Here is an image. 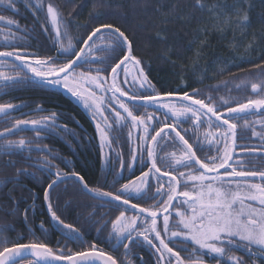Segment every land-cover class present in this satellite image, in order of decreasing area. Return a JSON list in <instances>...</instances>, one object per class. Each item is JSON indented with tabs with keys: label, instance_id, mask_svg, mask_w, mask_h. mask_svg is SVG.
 <instances>
[{
	"label": "snow or ice",
	"instance_id": "6c2138e0",
	"mask_svg": "<svg viewBox=\"0 0 264 264\" xmlns=\"http://www.w3.org/2000/svg\"><path fill=\"white\" fill-rule=\"evenodd\" d=\"M18 2L19 0H0V5L4 6V10L16 11L15 5ZM29 2L30 0H25L26 5ZM236 3L248 4V7H251L248 0H236ZM43 5L44 0H35L33 7L36 11H43ZM100 6H104V0H100ZM194 7L203 10L205 5L201 3V0H195ZM240 11L236 9L237 19L234 23L241 28H246L249 26V16L246 12L241 16ZM49 18L54 31H50L44 25L41 27L49 34L52 47L56 49V55L40 57L37 53L21 50L26 46L30 47L23 44L27 33L17 35L22 31L17 21L0 15V23L9 29L7 32L0 29L5 41L4 46L15 49L0 51V57L14 58V61L18 63H13L12 67L19 69L13 75L0 71V81L3 82L0 88L5 90L4 94H7L8 89L22 85L59 87L66 90L90 111L91 119L100 117L103 126L98 122L95 128L99 133L102 159L108 165H112V154L115 153L120 163V170L113 176L111 184L113 190L106 191L104 184L90 186L85 176L74 169L69 172L59 169L54 163L56 159H59L66 167H71L72 161L60 156L47 145L40 146L35 141L47 138L41 136L42 132L57 136L63 132L71 135L77 142L80 136L66 124L61 125L58 122L62 114L53 112L50 116L39 119L17 120L11 128H5L3 132H0V157H8L0 163L15 170L13 175L0 176V189L9 183L17 185L23 177H31L39 182L41 177L37 173L45 174L47 180L46 187L43 188L44 205L50 221L55 222L56 229L61 231V237L66 242H84L81 229L74 223H65L61 218L63 215L60 204L62 193L57 192V189L66 181L74 180L79 185V192L100 201L97 204L87 205L92 209L88 216L89 220L100 217L93 221L94 223H100L103 217L108 215V213L99 212V209L104 208L106 204H116L117 208L127 206V209L135 210L136 214L129 217L125 211H121L115 219L105 220L97 229L98 233L102 232L104 227L111 223L109 238L106 242L113 251L123 247L124 258L119 261L103 249L98 250L94 242L89 243L88 249L82 251H71L65 243L63 250L57 254V250L49 247L41 239L48 231L42 221L39 225L42 230L41 237H35V231L30 229L34 239L28 243L7 238L0 239V244H11V247L5 246L0 250V264H19L20 261L29 257L27 264H132L127 259L132 247H142L145 244L154 249L156 264H204L205 254L217 258V264H221L222 259L224 264H246L243 257L228 254L233 246L246 249L250 257L264 260V183L251 182L257 177L260 181H264V170L245 171L243 169L246 162L242 159H233L234 149L237 147L251 148V151L242 152V156L255 154L264 156V144L251 146L237 143L238 139H244V137H238L239 125L236 122L242 116L257 113L264 116V64L255 66L259 79L258 82L250 83L251 92L256 98H248L246 102L236 103L234 107L230 106V101L224 97L217 99L208 95L205 98H198L202 93L196 88H193L191 93L182 91L180 86L171 91L156 92L155 86L149 80L144 67L141 66L143 61L134 55V37L130 38L126 35V30H122V26L106 23L102 14H94V18L98 21L97 25L95 27L85 25V27H91L90 32L73 36L69 31L71 21L65 22L59 9L50 2L47 3L46 22ZM232 22L226 21V23ZM12 28L16 31H12ZM84 36L87 38L85 39ZM157 36L162 40L167 39L159 33ZM10 41L13 43L10 44ZM17 44H20L19 48ZM182 48V45H178L177 51ZM62 57L65 58V62L59 63ZM6 63L0 60V65ZM128 63H133L138 71V76L132 77L131 81L127 78ZM78 68L84 70L77 72ZM198 82L202 83L203 78ZM84 84L88 87H82ZM121 84H130L131 87L125 90ZM184 87L188 85L185 84ZM242 87H248V82L235 85L237 90ZM216 90L217 88L213 87V91ZM144 92L155 94L144 95ZM107 93L111 95L107 96ZM125 98L131 102V107ZM113 101L115 105H118L119 110L113 105ZM19 107L10 103L0 104V114H7ZM140 107H153L157 112L163 110L162 117L155 115V112L138 115L136 113ZM38 110L46 111L42 108ZM105 111H108L110 116L105 115ZM168 120L174 123H168ZM181 121H193L191 133L188 129L180 128ZM205 123L218 130L204 134L209 150L213 145L216 146V155H205V158L201 159L197 156V152H203L205 145L197 133L200 126ZM252 123H259L264 129V120L260 119L255 122L245 120L243 127L252 128ZM129 125L142 130V135L136 137L138 144L130 149V159L125 158L113 147L114 143H119L122 129ZM157 125L162 126L157 130ZM23 126H31L36 136L31 139H3L21 130ZM177 128L180 130L177 131ZM209 136L212 139L209 140ZM252 136L264 141V133L257 132L254 128ZM128 137L131 139V131ZM193 137H196L195 150L193 143L189 142ZM170 145L178 147L179 154L173 151L161 156L160 152ZM105 148L109 150L107 154L104 153ZM33 151L47 153V155L33 157L31 155ZM14 157L20 159H14ZM17 163L25 166L16 167ZM137 163L147 167L148 170L142 171L136 181H130L116 188L115 185L123 179V172L126 169L131 170ZM158 164H166L170 170L162 172ZM252 167L255 166L252 165ZM181 168L187 171H179ZM173 172H176V175H173ZM153 177L157 184L154 191ZM103 180L106 184L107 174ZM181 188L183 190H180ZM13 190H10L8 195L13 205H16L18 201L11 195ZM64 191L66 192L67 189L65 188ZM30 196L35 202L37 198L35 193L30 191ZM133 199L154 200L156 203L149 207H142L140 203H131ZM174 201H179V204L177 205ZM71 204V200L65 202L66 207ZM28 211L29 209H26L24 214L26 224L29 222ZM161 216L162 231L166 235L170 233L168 242L158 229ZM141 217H143L142 221ZM170 217L175 219L170 220ZM23 238L21 234L20 239ZM176 239L191 243V248L186 244L181 248L186 256H182L181 251H175L174 247L169 246ZM57 243L59 244L60 241L58 240Z\"/></svg>",
	"mask_w": 264,
	"mask_h": 264
},
{
	"label": "flooded vegetation",
	"instance_id": "af4514ba",
	"mask_svg": "<svg viewBox=\"0 0 264 264\" xmlns=\"http://www.w3.org/2000/svg\"><path fill=\"white\" fill-rule=\"evenodd\" d=\"M15 50V49H13ZM23 50V49H21ZM7 60L6 64L0 65V71L5 72L9 75H13L15 71H19L18 68L14 69L12 67L15 62L12 58H3L0 57V60ZM65 59V58H64ZM95 67V65H93ZM79 71L84 70L83 68L77 69ZM3 82L0 81V84ZM79 83V82H78ZM82 87L87 88L86 84L82 85ZM125 90H128L131 85L121 84ZM5 90L0 88V104H13L20 106L17 110L9 111L7 114H0V132H3L5 128H11L12 125L16 123L17 120H33L39 119L44 116H50L51 113L55 112L60 115L59 123L61 125L66 124L68 128L75 130L80 139H73L71 135H66L61 132L60 135H51L48 133H41V136H46L45 139H40L35 141L36 144L40 146L47 145L54 152L58 153L60 156L66 157L67 159L72 161L71 167H66L64 163H62L59 159H56L54 163L58 165L59 169L64 172L75 171L80 172L85 176V179L88 181L90 186H96L99 184H104L105 190H113L111 188L113 176L119 172L120 163L116 159L115 153L112 154V165H108L103 159L101 155V150L99 147V133L95 128L96 123H101L100 117H97L95 120L91 119V114L88 109L83 107L81 102H78L75 98H73L66 90L59 87H40L38 85L31 86H18L16 88L8 89L7 94H4ZM161 92V91H160ZM99 94V93H98ZM144 95H154V92H144ZM107 96H110L111 93H107ZM205 98V97H198ZM126 99V98H125ZM129 103L131 107L132 104ZM113 105L119 110L118 105H115L113 101ZM234 107V106H233ZM46 109V111H40L38 109ZM162 111L157 112L153 107H140L139 111L136 113L138 115L155 112V115L162 117ZM105 115H109L108 111H105ZM258 119L264 120V116H260L257 114H252L248 116H242L238 121V137H244V139H238V144H246L251 146H256L260 144H264L259 137L252 136V129L254 128L257 132L264 133V129H262L261 124L252 123V128L245 129L243 127L244 121L247 120L249 122H255ZM168 123H174L172 120H168ZM193 121L180 122V128L188 129L189 133L192 130ZM103 126V124H102ZM162 125H157V130ZM177 128V131L180 130ZM222 130V129H221ZM129 131L132 132L131 139L128 137ZM218 131L216 128L210 126L208 123L203 124L198 129V137L201 141L204 142V151L197 152V156L201 159L207 156L216 155L215 148L213 145L211 150H209L208 142L204 140V134L214 133ZM155 134V132H153ZM183 134V132L181 133ZM137 135H142L141 129L132 128L131 125L122 129V134H120L119 143H114L113 147L117 152L123 154L125 158L130 159V149L136 147L138 141L136 140ZM36 136V132L31 130V126H23L21 130L15 131L14 134H10L7 137H3V139H11V140H19L21 138L31 139ZM87 137V138H85ZM188 138L187 136L185 137ZM196 137H193L190 140V143H193L194 150L197 145L194 143ZM212 139L209 136V140ZM220 148H223V145H220ZM176 151L179 154V149L176 146L170 145L163 149L160 152V155L163 156L166 153H171ZM251 151L249 149H241L239 147L234 149V157L233 159H242L246 162L243 170L245 171H253V170H264V156L259 154L251 155V156H242V152ZM109 152L108 148L104 149V153L107 154ZM27 155V153H25ZM33 157H39L42 155H47V153H41L38 151H33L31 153ZM8 157H0V161L7 160ZM14 159H20L19 157H14ZM206 162V161H205ZM250 162V164L248 163ZM147 163V161H146ZM254 165L255 167H252ZM25 166L22 163H17L16 167ZM161 167L162 172L170 170L168 169L166 164H158ZM235 166V165H234ZM111 168V171H109ZM148 168L144 167L142 164L137 163L135 167L131 170H125L123 172V179H120L119 183L115 185L116 188H119L120 185L128 183L130 181H136V178L141 175L142 171H147ZM238 170H241L238 168ZM179 171H187V169L181 168ZM15 172L14 168L4 166L0 163V176L4 175H13ZM107 174V183H104L103 177ZM40 176L39 182L35 181L31 177H23L19 180L17 185H13L9 183L6 187L0 189V217L3 220V216L8 214L9 224H6L0 221V225L2 228L9 227L10 233L1 232L0 239L6 238L8 235L14 238H7L9 240H18L20 243H28L34 237L30 234V229L35 231V237H41V228L39 227L40 223L44 222V227L48 229L46 236L41 237L43 242L47 243L49 247L57 250V254H59L60 250H63V246L65 243L68 245V249L71 251H82L87 250L89 243L94 242L97 245V249H103L109 255H112L114 258L120 259L124 258V249L121 246L118 250L113 251L109 244L106 242L109 238V232L111 230V223H108L106 227H104L102 232H97V229L101 227L105 220L115 219L119 212L125 211L126 215L131 217L136 214L135 210L127 209V206H121L117 208L116 204H106L104 208L99 209L100 213H108L107 216L103 217L100 223H94L93 221L100 219L99 216L92 218V220L88 219L89 213L92 211L91 208L87 207L90 204H97L100 201L93 200L90 195H84L79 192V185L74 180L66 181L64 184L59 185L57 192L62 193L61 196V212H63L62 219H64L65 223H74L76 227L80 228L83 234V243L79 241H64L61 237V231L56 229L55 222L50 221L49 214L47 212L46 206L43 201V188L46 187L45 181L47 180V176L42 173H37ZM173 175H176V172H173ZM166 179V178H165ZM251 182L254 183H264V181H260L259 178H253ZM153 191L157 186L156 180L153 177ZM167 187V185H165ZM67 189L65 192L64 189ZM14 189V190H13ZM11 191V195L15 197L18 201L16 205H13L11 199H9V191ZM180 190H183L182 188ZM30 191L35 193L36 200L33 202V199L30 196ZM55 195V193H54ZM68 195V196H66ZM67 197V198H66ZM166 198V197H165ZM71 200L72 204L69 207L65 206V202ZM131 203H140L142 207H149L152 204L156 203L154 200L140 201L138 199H133ZM177 205L179 201H174ZM29 209L27 212L28 215V223L26 224L24 221L25 210ZM127 209V210H126ZM171 211V209H170ZM60 215V212H58ZM141 221L143 217L140 218ZM175 219V217H170V220ZM158 229L161 230V235L164 237L165 241L168 242V235H166L162 231V216L158 221ZM175 230V229H173ZM21 234L23 235V239H20ZM60 241L58 244L57 241ZM127 243V241H125ZM158 244V242H156ZM191 248L190 242H182L181 239H176L173 243H170V247H174L175 251H181L183 246ZM8 247H11L8 246ZM118 254V256H117ZM229 255L235 257H243L246 261V264H264V260L256 259L255 257H250L247 250L242 247L233 246L229 250ZM182 256H186V253L181 251ZM27 259H30L27 258ZM27 259L22 260L19 264H27ZM127 259L132 262V264H156V254L154 253V249L149 247L147 244L142 247L133 246L131 249V253L127 256ZM204 264H217V258L210 257L207 254L204 255ZM221 264H224V260H221Z\"/></svg>",
	"mask_w": 264,
	"mask_h": 264
},
{
	"label": "trees",
	"instance_id": "16d2710c",
	"mask_svg": "<svg viewBox=\"0 0 264 264\" xmlns=\"http://www.w3.org/2000/svg\"><path fill=\"white\" fill-rule=\"evenodd\" d=\"M49 2L59 9L65 22L71 21L69 31L73 36L90 32L91 27L97 25L94 14H102L106 23L122 26L126 35L134 37V55L143 61L141 66L157 92L180 86L182 91L191 93L196 88L201 91V97H224L230 101V106L256 98L251 93L250 83L259 79L255 66L264 64V0H248L250 8L248 4H237L236 0H201L205 5L203 10L194 7L195 0H104L103 7L100 0H44L43 11L33 7L35 0L27 5L25 0H19L16 11L4 10L0 5V15L20 25L22 31L17 35L27 33L23 44L30 47L22 49L40 57L56 55L49 34L41 27L44 25L54 31L50 18L46 22ZM236 9L241 10V16L247 13L248 27L241 28L234 23ZM0 29L9 30L2 23ZM158 33L167 39H159ZM4 45L0 32V51L14 49ZM178 45L183 46L180 51H177ZM58 62L63 63L65 59L62 57ZM131 70L127 71L130 80L135 76ZM201 78L202 83L198 82ZM241 82H248V87L237 90L235 85ZM185 84L188 87H184ZM213 87L217 90L213 91ZM9 218L8 214L3 216L6 224ZM3 220L0 217V221ZM10 229L0 225V233H10ZM10 245L0 244V250Z\"/></svg>",
	"mask_w": 264,
	"mask_h": 264
},
{
	"label": "rangeland",
	"instance_id": "374dc122",
	"mask_svg": "<svg viewBox=\"0 0 264 264\" xmlns=\"http://www.w3.org/2000/svg\"><path fill=\"white\" fill-rule=\"evenodd\" d=\"M130 68H132V72L133 73H135V76H138V71H137V67L135 66V65H132V64H128V65H126V70L127 71H129V69ZM134 77V76H133ZM129 81H131L130 79H128ZM157 88L155 87V90H156ZM158 90V89H157ZM157 90H156V92H157ZM234 98V97H233Z\"/></svg>",
	"mask_w": 264,
	"mask_h": 264
},
{
	"label": "water",
	"instance_id": "95a60500",
	"mask_svg": "<svg viewBox=\"0 0 264 264\" xmlns=\"http://www.w3.org/2000/svg\"><path fill=\"white\" fill-rule=\"evenodd\" d=\"M3 58H11V57H3ZM12 59H14V58H12ZM128 64H129V63H128ZM128 64H127V65H128ZM251 93H252V92H251ZM252 94H253V93H252Z\"/></svg>",
	"mask_w": 264,
	"mask_h": 264
},
{
	"label": "bare ground",
	"instance_id": "6f19581e",
	"mask_svg": "<svg viewBox=\"0 0 264 264\" xmlns=\"http://www.w3.org/2000/svg\"><path fill=\"white\" fill-rule=\"evenodd\" d=\"M234 101V100H233ZM66 196H68V195H66ZM67 198V197H66ZM84 233V232H83ZM47 237V236H46ZM117 256H118V254H117Z\"/></svg>",
	"mask_w": 264,
	"mask_h": 264
}]
</instances>
